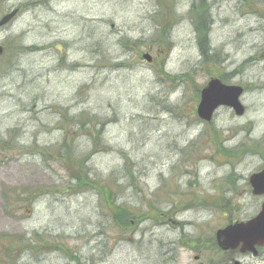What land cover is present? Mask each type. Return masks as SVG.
<instances>
[{"label": "rangeland", "instance_id": "rangeland-1", "mask_svg": "<svg viewBox=\"0 0 264 264\" xmlns=\"http://www.w3.org/2000/svg\"><path fill=\"white\" fill-rule=\"evenodd\" d=\"M203 2L206 58L191 11L201 0H0V18L20 9L0 30V236L42 233L69 251L20 264H264V249L215 250L217 230L264 202L248 183L264 169V0ZM212 78L244 88V116L198 118ZM93 139L91 178L113 177L116 212L139 221L109 214L113 196L65 194L68 145L83 158ZM6 193L43 196L17 204Z\"/></svg>", "mask_w": 264, "mask_h": 264}, {"label": "trees", "instance_id": "trees-1", "mask_svg": "<svg viewBox=\"0 0 264 264\" xmlns=\"http://www.w3.org/2000/svg\"><path fill=\"white\" fill-rule=\"evenodd\" d=\"M245 1L248 2L249 5L252 4L250 0H245ZM209 10L210 9L208 5L204 4L203 0H201L199 7L193 4L191 8L192 13L193 12L196 13V17L194 18V25H195V30H196L197 37H198L197 40L201 48L202 55L205 58L207 56L208 50H211L209 34H210L211 27H212V18H211V14ZM166 27L167 25L161 27L162 33H165ZM5 53H6V49H5L4 55ZM223 81H226V80L223 79ZM93 141L95 145L94 151L88 156H84L83 158H78V159L72 158L74 156V153H73V150H71L70 144L68 145L67 150H66V155L62 157V161L65 163L66 168L70 172V185L67 188H65V194L77 195V194H82L88 191H96L100 197V200L101 201L103 200L102 203L104 202L106 203L107 200L109 201L110 197L113 196V199L109 201V205L107 207V211L109 214L115 213V218L119 222H121V220L124 218L123 216L124 213L126 216H131L132 218H136L137 221H139L142 218V214H137V213L134 214L131 211V209L126 206H120V208L118 209V212H116L113 202L116 201L114 200V197L117 193H116V189L115 190L112 189V187H114L113 183H115L113 182V177L110 179L108 183L104 185L99 184L97 181H93V179L91 178L86 164L90 161L89 159L91 155H96L102 152V149H99V144L97 143V140L93 139ZM225 151L228 153H239V152H234V151L230 152L231 150H225ZM259 153L261 152L259 151ZM231 180H232V177L230 178V181ZM31 195H32L31 193H30V196L28 195L24 196L21 194L14 195L13 193H9V194L6 193L5 196H6V201L17 203V204L19 203V201L15 202L14 199L20 200L21 197L24 196L22 200L27 201L28 204L30 205L34 200L43 196L40 194V195L31 197ZM107 211H106V214L108 215ZM43 238H44L43 234L37 233V232H34L30 236H24V237H13V236L1 237L0 236V264H20V261L22 260V258L28 254L29 255L35 254V253L43 254L49 251L69 254L68 249L61 242L53 244V243H49L47 240H45V238L44 240H42ZM215 250L220 255L226 256V254L219 251L217 247L215 248ZM79 264H81L80 261H79Z\"/></svg>", "mask_w": 264, "mask_h": 264}, {"label": "water", "instance_id": "water-1", "mask_svg": "<svg viewBox=\"0 0 264 264\" xmlns=\"http://www.w3.org/2000/svg\"><path fill=\"white\" fill-rule=\"evenodd\" d=\"M19 10L3 16L0 20V28L11 23ZM4 49L0 46V56ZM144 59L151 62L150 55H144ZM244 89L241 86L224 84L218 78H212L201 91V99L197 107V115L204 122H212L216 111L221 107L232 109L236 116L245 114V107L241 103ZM249 184L254 196H264V170L250 176ZM216 242L220 250L224 252H239L258 256L259 248L264 247V202L259 213L245 222H231L226 227L216 232ZM238 264V263H237Z\"/></svg>", "mask_w": 264, "mask_h": 264}, {"label": "flooded vegetation", "instance_id": "flooded-vegetation-1", "mask_svg": "<svg viewBox=\"0 0 264 264\" xmlns=\"http://www.w3.org/2000/svg\"><path fill=\"white\" fill-rule=\"evenodd\" d=\"M263 253V250H260L259 256Z\"/></svg>", "mask_w": 264, "mask_h": 264}]
</instances>
